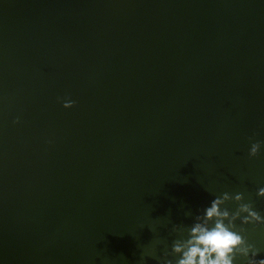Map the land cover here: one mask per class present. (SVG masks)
Wrapping results in <instances>:
<instances>
[{"label":"water","instance_id":"water-1","mask_svg":"<svg viewBox=\"0 0 264 264\" xmlns=\"http://www.w3.org/2000/svg\"><path fill=\"white\" fill-rule=\"evenodd\" d=\"M249 137L264 0H0V264H159L223 192L264 216Z\"/></svg>","mask_w":264,"mask_h":264},{"label":"clouds","instance_id":"clouds-1","mask_svg":"<svg viewBox=\"0 0 264 264\" xmlns=\"http://www.w3.org/2000/svg\"><path fill=\"white\" fill-rule=\"evenodd\" d=\"M74 104L73 100H65L63 106L68 108ZM18 122L19 117L14 123ZM249 140V156L255 157L264 140L253 137ZM257 195L264 197V187L258 189ZM229 202L235 203L234 210L227 206ZM248 224L264 226V216L254 209L251 201H244L242 192H223L195 215L191 225H173L177 238L159 264H237L241 258L244 264H264V258L259 257L261 249L245 235L244 225Z\"/></svg>","mask_w":264,"mask_h":264}]
</instances>
